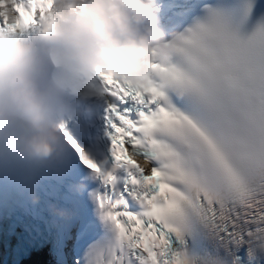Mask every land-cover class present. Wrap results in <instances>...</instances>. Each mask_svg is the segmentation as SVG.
Here are the masks:
<instances>
[{"label":"snow or ice","instance_id":"obj_1","mask_svg":"<svg viewBox=\"0 0 264 264\" xmlns=\"http://www.w3.org/2000/svg\"><path fill=\"white\" fill-rule=\"evenodd\" d=\"M45 7L14 0L17 19L0 10V30L30 31ZM253 7H208L170 68L153 62L143 84L98 75L88 97L104 106L103 162L60 125L101 182L91 196L106 235L76 264H264V20L240 31Z\"/></svg>","mask_w":264,"mask_h":264},{"label":"clouds","instance_id":"obj_2","mask_svg":"<svg viewBox=\"0 0 264 264\" xmlns=\"http://www.w3.org/2000/svg\"><path fill=\"white\" fill-rule=\"evenodd\" d=\"M14 0L0 10L15 22ZM38 26L0 30V180L38 205L39 174L50 163H69L60 125L72 114L71 98L86 97L100 74L133 84L152 75L151 65L169 69L183 43L167 33L158 0H44ZM39 44V46H38ZM159 86H172L171 72L158 73ZM148 168L146 160H140ZM83 181L69 190L83 193ZM51 225L75 210L50 203Z\"/></svg>","mask_w":264,"mask_h":264},{"label":"bare ground","instance_id":"obj_3","mask_svg":"<svg viewBox=\"0 0 264 264\" xmlns=\"http://www.w3.org/2000/svg\"><path fill=\"white\" fill-rule=\"evenodd\" d=\"M65 183H68V180L65 181ZM61 223V222H60ZM77 233V232H76ZM73 257V256H72ZM72 261H74V263H76L75 259H72Z\"/></svg>","mask_w":264,"mask_h":264}]
</instances>
